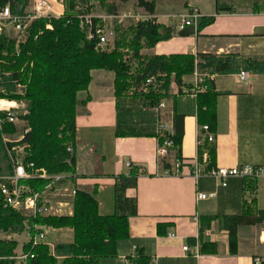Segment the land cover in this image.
<instances>
[{
	"label": "crops",
	"instance_id": "crops-1",
	"mask_svg": "<svg viewBox=\"0 0 264 264\" xmlns=\"http://www.w3.org/2000/svg\"><path fill=\"white\" fill-rule=\"evenodd\" d=\"M47 1L54 5L55 17L63 14L59 1ZM145 1L154 3L153 21L172 31L169 38L145 49V55L234 54L264 58V0ZM136 2L127 0L122 5L130 9ZM182 9H196L200 17H213V21L201 29L187 27L184 30L188 33L182 34L174 14H170ZM240 72L208 76L218 93L215 123L208 133L214 137L210 158L213 168L264 165V74L242 71L246 74L243 78ZM192 80L190 77L180 85L170 84L167 111L161 115L169 125H173L174 113L183 117L182 166L177 176L162 175L156 163V137L114 135L112 71L92 70L87 90L77 94L73 183L78 190L93 193L100 215L124 216L128 224V238L120 242L118 254L98 264H130L138 250L149 258V264H253L264 260V225L240 228L237 249L231 252L227 231L213 221L203 237L216 245V252L200 253L199 218L238 214L244 201L252 197L255 208L264 210V177L254 181L252 197L245 190L246 182L237 177L228 178L226 186L210 177L193 178L200 128L197 96L177 93L191 86ZM175 158L170 152L166 161L171 166ZM197 192L215 196L198 200ZM68 231L53 229L48 234H56V243H70L73 232ZM47 243L52 247L56 244Z\"/></svg>",
	"mask_w": 264,
	"mask_h": 264
},
{
	"label": "trees",
	"instance_id": "trees-1",
	"mask_svg": "<svg viewBox=\"0 0 264 264\" xmlns=\"http://www.w3.org/2000/svg\"><path fill=\"white\" fill-rule=\"evenodd\" d=\"M127 0H119L120 4ZM29 0H0V7L9 3L13 14H21ZM105 0H98L107 13L116 12L114 5H106ZM86 6L85 11H75L76 4ZM64 12L60 16H43L29 24L28 39L19 43L7 40L0 35V57L7 63L0 65V97L6 93L9 98H16L17 86L25 83L28 112L19 116L29 126L21 139L14 143H2L0 151L6 156V149L15 145L24 146L23 162H32L37 168H44L49 175L63 173L74 174V154L68 147L74 148L75 142V109L77 94L86 91L91 81L92 70H106L114 73V95L116 99V121L114 135L116 137H156L159 145L170 140L176 159L181 160V139L183 133V117L173 115V134H158L155 131L156 117L152 110L163 98H168L171 73L178 80L183 75H190L196 70L199 74L211 76L227 75L246 71L252 74H264V58L243 57L234 54H173V55H141V49L153 47L158 41L167 39L172 31L156 24L154 21L136 25L119 27L110 51L96 48L94 39H88L86 32L79 27L78 16L89 13L91 0H62ZM152 14V1L137 0L133 5ZM213 17H200L197 29L210 24ZM50 24L51 28L46 25ZM188 32L183 30L182 34ZM190 33V32H189ZM131 51L128 60L140 62V69L131 76L128 64L123 61L127 55L120 49ZM7 55L2 56L1 50ZM4 62V61H3ZM31 64V65H30ZM131 77V82L129 79ZM148 77H155L160 86H145ZM205 90L196 93L197 121L199 127L206 125L207 131L199 130L198 139L202 140L199 152L207 149L209 157L214 153L206 136L213 130L215 123V103L217 91L207 77ZM132 88V90H130ZM0 113V117H4ZM4 124L11 126L10 123ZM7 126L6 132L12 133L14 128ZM69 160V162H67ZM163 168L169 163L163 161ZM211 167V160L208 165ZM1 172V169H0ZM7 172H11L8 161ZM145 173V172H143ZM245 190L252 197L255 189L254 179H243ZM71 181L74 177L71 176ZM33 190H40L45 179L25 181ZM25 217L3 207L0 195V232L23 233ZM213 221L218 227L227 231L231 252L237 249L238 230L250 226L264 225V210L255 208L253 197L244 201L242 210L233 215H207L199 218L200 253L216 252V245L203 237ZM29 223L50 226L53 228H70L73 240L70 243H57L53 250L45 243L23 246L28 254L27 264H98L107 257L118 254L120 242L128 238V224L124 216L100 215L98 204L93 193L77 190L73 199V212L66 216H45L30 219ZM16 242L0 240V264H14ZM150 260L142 250L130 264H149ZM253 264H256L255 261ZM264 264V260L260 261Z\"/></svg>",
	"mask_w": 264,
	"mask_h": 264
},
{
	"label": "built area",
	"instance_id": "built-area-1",
	"mask_svg": "<svg viewBox=\"0 0 264 264\" xmlns=\"http://www.w3.org/2000/svg\"><path fill=\"white\" fill-rule=\"evenodd\" d=\"M54 5L47 0H29L28 4L21 14H13L9 3L0 7V35H6L9 29L15 34V48L17 50L18 44L23 40L24 34L28 32L29 24L36 18L48 16V13L56 16ZM79 27L86 32L88 39H94L96 48L104 49L113 47L115 40V33L117 28L128 25H136L142 22L153 21L151 14H148L143 9H122L111 13H100L96 15L81 13L78 16ZM200 14L196 9L190 10L187 15L177 17L176 22L178 28L182 31L187 27L194 30L198 27ZM9 27V29H8ZM51 28L50 24L46 25ZM241 77H246L244 72H240ZM192 84L188 88H183L177 93H197L205 90V80L207 75L199 74L196 70L192 73ZM177 85L175 83H172ZM144 85L147 87L160 86L161 83L156 84L155 77H148ZM170 88V85H169ZM169 92V91H168ZM3 99H0V101ZM5 101V100H3ZM14 103V102H13ZM15 104V103H14ZM167 98L161 99L156 106L152 108L155 113V131L158 134L167 133L173 134V125L163 122L161 115L162 111L167 109ZM17 108L7 107L0 104V112L4 113V117H0L1 123H14L16 117L12 110ZM199 130L207 131L208 127L203 125ZM28 129H24L19 139ZM18 139V140H19ZM16 140L15 142H17ZM208 143L213 142L214 137L211 134L206 136ZM9 143V140L3 138V143ZM202 146V140L198 139V152L192 163L191 175L195 180L200 177H210L217 181L218 185L226 186L228 178L237 177L240 179H254L264 177V165H242L233 168H213L208 167L210 157L207 149L199 152V147ZM173 147L170 140L164 141L162 145L156 148V163L161 167L162 175H179L182 161L174 159V162L169 168H163V161L169 156V149ZM70 154H74L72 147L67 149ZM24 151V146L15 145L6 149L8 161L11 165V172H0V195L3 200V207L15 212H19L25 217L23 231L26 237V243L34 246L39 243L47 244L51 250L53 247L47 243L46 237L49 232V227L45 225H38L29 223L30 219L45 216H66L73 212V199L77 192V187L71 181L69 173L59 175H49L44 168H37L32 162H23V156L20 155ZM69 162V160H67ZM30 179H45L47 183L38 191L28 185L25 181ZM215 193L205 194L202 192L196 193L198 200H204L208 197H214ZM186 251L187 247L183 246ZM28 254L22 252L15 256L14 264H27ZM260 264V260L255 261Z\"/></svg>",
	"mask_w": 264,
	"mask_h": 264
},
{
	"label": "rangeland",
	"instance_id": "rangeland-1",
	"mask_svg": "<svg viewBox=\"0 0 264 264\" xmlns=\"http://www.w3.org/2000/svg\"><path fill=\"white\" fill-rule=\"evenodd\" d=\"M59 1V3L62 4V0H57ZM105 4L106 5H114V7L116 8V10H122V9H128L129 7L128 6H124L122 4H120L119 0H105ZM86 6H83L79 3L76 4L75 6V11H85L86 9ZM133 9H136V8H133ZM107 12V9L104 8V6H102L100 3H98V0H91V8L89 9V13L88 14H92V15H96V14H100V13H105ZM189 11L187 10H183L182 11H179V10H175L174 12H170V14H174L172 17H175L174 19H177V17L181 16V15H187ZM49 15L48 16H51V13H48ZM9 29V27H8ZM4 37L7 39V40H11V41H14L15 42V34L10 31H8V33H6V35H4ZM28 39V32L24 34L23 38H21V40H23L21 43H25L26 40ZM112 48L111 47H108V48H104L103 50L104 51H110ZM145 49H141L139 51V54L141 55H145L143 52H144ZM120 51L122 53H126L127 55H125L123 57V61L128 64V67H129V72L131 74V76H133L135 73H137V71L140 69V62L136 59H130L128 60L129 58V55L131 54V51H128V49H120ZM7 50L6 49H2L1 50V54L2 56H6L7 55ZM4 61V62H3ZM3 63H7V60L6 58H1L0 57V65H2ZM31 65V64H30ZM2 70V68L0 67V71ZM190 77H192V74L190 75H183L179 80V83L181 84L182 82H187ZM169 80H170V84L171 83H175V84H178V80L176 79V75L174 73H171L170 76H169ZM131 82V77L129 79V83ZM26 85L25 83H19L18 86H17V91H16V98H9L7 97V94L6 93H2L4 94L3 97H0V99H3L5 101H8V106H10V103H15L17 108L13 109L12 112L14 114V116L16 117V121L14 123H10L11 126L9 127H13L14 128V131L12 133H8L5 131V129L7 128L6 124L4 123H1V126H0V138L2 140V143H3V138H6L7 140H9L10 143H14L16 140L19 139V136L22 134L23 130L24 129H28L29 130V126L27 125V123L20 119L19 116L21 115H25L27 114L28 112V109H27V105H28V102L26 100V98H24V95H25V92H26ZM130 90H132V88H130ZM13 103V107L15 106V104ZM167 111V110H166ZM164 112L166 113V115L168 114V112ZM1 113V112H0ZM70 147V146H69ZM25 150L22 151L21 153H19L20 155L24 156L25 154ZM0 166L2 168V172L3 173H6L7 172V168H8V156H7V153H6V156H4V153L3 151H0ZM49 227V231H53V229H61L62 232H66L69 234V231L68 229L70 228H53V227H50V226H47ZM259 229L257 228L256 231H255V236L254 238L256 237V232L258 233ZM56 237V234L54 233H49L46 237V241L47 242H58V240H55L54 238ZM0 240H13L16 242V248L14 250V257L15 256H18L20 253L24 252L23 251V246L26 244V237L24 235V233H17V232H0ZM57 244V243H56ZM50 248V247H49ZM51 249V248H50ZM17 262V261H15Z\"/></svg>",
	"mask_w": 264,
	"mask_h": 264
},
{
	"label": "bare ground",
	"instance_id": "bare-ground-1",
	"mask_svg": "<svg viewBox=\"0 0 264 264\" xmlns=\"http://www.w3.org/2000/svg\"><path fill=\"white\" fill-rule=\"evenodd\" d=\"M8 101H3V100H1L0 101V104L1 105H4V106H7V107H13V103H11V102H9L10 103V106H8V103H7Z\"/></svg>",
	"mask_w": 264,
	"mask_h": 264
}]
</instances>
